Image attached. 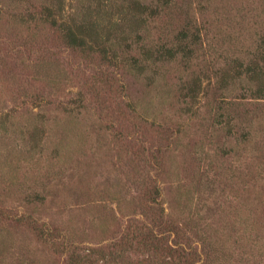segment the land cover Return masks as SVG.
I'll list each match as a JSON object with an SVG mask.
<instances>
[{"label":"rangeland","instance_id":"obj_1","mask_svg":"<svg viewBox=\"0 0 264 264\" xmlns=\"http://www.w3.org/2000/svg\"><path fill=\"white\" fill-rule=\"evenodd\" d=\"M114 1L93 3L100 11L92 20L101 25L103 41L122 30L131 44L134 28ZM193 1V17L205 35L200 60L193 61L207 67L204 73L200 67L190 74L163 65L133 75L126 59L117 57L114 67L108 62L114 57H83L68 51L50 29L29 40L19 39L14 26L1 27L0 117L9 118L0 124V264H70V254L85 257L87 249L103 252L90 264H145L146 249L131 246V225L155 217L146 192L157 168L148 151L163 163L158 179L167 213H198V227L220 243L232 241L235 231L240 235L241 182L257 160L213 119L241 91L235 87L234 94L218 98L204 91L215 71L227 69L230 49H250L264 29V0ZM5 4L14 3L0 0V8ZM89 5L62 0L57 8L82 16ZM198 77L204 78L199 97L186 98ZM217 167L220 176H211L205 189L200 179ZM20 215L30 223H13ZM35 223L56 239L45 241ZM232 261L264 264L258 251Z\"/></svg>","mask_w":264,"mask_h":264},{"label":"trees","instance_id":"obj_2","mask_svg":"<svg viewBox=\"0 0 264 264\" xmlns=\"http://www.w3.org/2000/svg\"><path fill=\"white\" fill-rule=\"evenodd\" d=\"M12 2L13 5L5 4V8H0V29L8 25L18 28L19 39H36L42 31L50 29L68 51L80 53L83 57H114L108 61L114 67L117 66V57L126 59V68L130 69L133 75H141L149 67L162 68L163 65H173L179 68L180 72L184 70L190 74L197 71L194 68L200 67V72L203 73L208 70L205 65L193 61L200 60V57L196 56L204 50L205 37L197 26L198 20L193 17V0L114 1L112 6L126 13L130 18V28H134L135 40L131 44L128 42V36H123L122 30L121 33L108 35L109 38L103 41L101 25L92 20L93 12L100 11L93 10L92 4L98 3V7H102L101 0H89L90 5L82 16H66L61 8H57L62 0ZM150 26H153L154 30H150ZM143 29H148L146 39L142 35ZM152 30L155 31L154 39L149 37ZM2 39L3 37H0V45ZM229 57L231 59L227 69L214 72L215 81L205 86L204 95L207 97L211 93L218 98L226 96L227 93L234 94L235 87L241 91L240 94L235 93L236 96L231 97L224 107L219 106L213 119L216 126L225 124L229 138L244 144L246 151L254 153L257 160L254 165L256 167H246L241 182L242 197L245 199L242 203L243 209L238 212L242 215H238L242 221L240 235L235 231L236 235L232 241L225 239L220 243L207 236L205 228L198 227L197 220H201L198 213L185 217H173L167 213L163 208V188L158 179L163 163L158 162L157 157L148 151L147 154L157 168L156 178L148 184L146 192L150 211L153 210L155 217L150 223L135 220L131 225V246L134 242L146 249L148 257L144 259L145 264H233L234 256L251 257L252 251H258L264 258V226H259L261 221H264V29L256 36L250 49H239L234 45L230 49ZM120 68H123L122 64ZM239 85L241 87H237ZM203 86L204 78L194 79L190 94L185 97L197 99ZM8 118L9 115L0 117V124L5 125ZM145 150L146 148L142 151L139 149L138 152L145 154ZM217 160L220 161L221 157ZM218 169L220 170L217 167L214 172L203 174L200 180L205 189L212 183L211 176H220ZM238 198L235 197V201ZM234 208L237 212V206ZM30 220V217L20 215L13 218L12 222L25 225L29 224ZM237 222L236 216L231 226L236 228ZM32 225L39 231L36 223ZM39 232L47 242L56 239L55 235ZM191 236L198 238L197 243L191 242ZM59 247L67 249L68 244L60 243ZM85 253V257L79 253L70 254V264H90L94 256L103 252L100 249H87Z\"/></svg>","mask_w":264,"mask_h":264}]
</instances>
